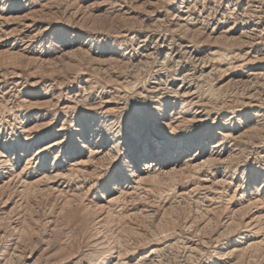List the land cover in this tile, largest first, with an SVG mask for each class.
<instances>
[{"label":"rangeland","instance_id":"obj_1","mask_svg":"<svg viewBox=\"0 0 264 264\" xmlns=\"http://www.w3.org/2000/svg\"><path fill=\"white\" fill-rule=\"evenodd\" d=\"M0 264H264V0H0Z\"/></svg>","mask_w":264,"mask_h":264}]
</instances>
